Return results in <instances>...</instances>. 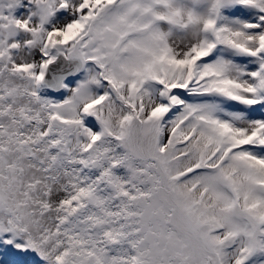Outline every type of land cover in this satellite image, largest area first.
<instances>
[{"label":"snow or ice","instance_id":"1","mask_svg":"<svg viewBox=\"0 0 264 264\" xmlns=\"http://www.w3.org/2000/svg\"><path fill=\"white\" fill-rule=\"evenodd\" d=\"M0 264H264V0H0Z\"/></svg>","mask_w":264,"mask_h":264}]
</instances>
